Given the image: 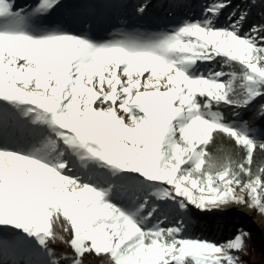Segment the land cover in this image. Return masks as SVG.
I'll use <instances>...</instances> for the list:
<instances>
[{"label":"snow or ice","instance_id":"1","mask_svg":"<svg viewBox=\"0 0 264 264\" xmlns=\"http://www.w3.org/2000/svg\"><path fill=\"white\" fill-rule=\"evenodd\" d=\"M74 5L0 0V257L246 264L243 228L188 233L233 205L264 214V0L106 40L54 19Z\"/></svg>","mask_w":264,"mask_h":264},{"label":"rangeland","instance_id":"2","mask_svg":"<svg viewBox=\"0 0 264 264\" xmlns=\"http://www.w3.org/2000/svg\"><path fill=\"white\" fill-rule=\"evenodd\" d=\"M184 1L185 0H99L97 3V0H75V3L85 2V4L73 6L71 8L74 11H83L84 14H94L96 11L101 10L110 12L117 8H120V11L125 12L129 10V8H134L136 10L139 5L148 3L149 6L146 10L147 12L143 14V18H146L154 24H156V15L158 14L162 18H172V21H179L176 16L181 17L180 20H183L188 16H192L193 18L199 17L203 0H187V3L185 1V4ZM25 2H27V0H25ZM194 3H197V5ZM20 6H22V4ZM149 9H151L150 12ZM148 12L150 15L147 14ZM67 17L68 16L63 15L62 19ZM73 32L81 34L78 30ZM106 37L110 38L112 35H106ZM213 216H216L228 224L216 223L210 231L211 225L206 226L202 223L204 219H209ZM246 223L252 225L253 227H259L261 231H264V214H258L254 209L233 205L223 212L203 216L199 220L198 224L189 230L188 235L193 238L209 239L216 241L217 243H222L233 237L236 234L237 229L246 228L244 227L246 226ZM234 224H236L235 231H233ZM214 228H218L221 231L216 233ZM246 231L249 232L248 230ZM262 240L263 244L260 243L262 245L259 247L256 246L252 254H247L241 257L246 264H264V233H262ZM11 259V254L6 257H2V260H5L7 264H12Z\"/></svg>","mask_w":264,"mask_h":264},{"label":"bare ground","instance_id":"3","mask_svg":"<svg viewBox=\"0 0 264 264\" xmlns=\"http://www.w3.org/2000/svg\"><path fill=\"white\" fill-rule=\"evenodd\" d=\"M27 1L28 2H25V0H17V3L18 5L22 4V6L32 3V0ZM150 11L151 9H149V12ZM149 12L147 13L148 15H150ZM63 15L68 17L62 19ZM176 18L181 21V17L176 16ZM54 19L64 21L70 30H78L80 33L88 31V26L90 25V35L97 40L110 39L112 37L107 38L106 35L113 36L122 31L129 33H155L168 29L171 26L173 27L179 23V21H172V18H162L159 15L156 16V24H154L146 18H143V15L138 14L134 8H129V10L125 12L120 11V8H117L110 12L101 10L96 11L94 14H84L83 11H74L70 7L62 10V12ZM11 257L12 260L21 259L20 257L13 256L12 254ZM0 259H2V257H0Z\"/></svg>","mask_w":264,"mask_h":264},{"label":"trees","instance_id":"4","mask_svg":"<svg viewBox=\"0 0 264 264\" xmlns=\"http://www.w3.org/2000/svg\"><path fill=\"white\" fill-rule=\"evenodd\" d=\"M240 220H241V218H240ZM216 223L228 224L227 222H223L222 220H220L216 216H213L212 218H209V219H204L202 224L206 225V226L211 225V227H210V231H211L213 229V226ZM245 225L246 226H244V227H246V228H244V229L248 230L250 232V234H251V239L248 241L249 247L247 249V254L250 255V254L253 253V251L255 250L256 246L259 247L260 245L263 244L262 233H264V231L263 230L261 231L259 229V227H253L252 225L247 224V223ZM235 227H236V224H234V230L233 231H235ZM214 231L216 233H219L221 230H219L218 228H214ZM260 243H262V244H260Z\"/></svg>","mask_w":264,"mask_h":264}]
</instances>
